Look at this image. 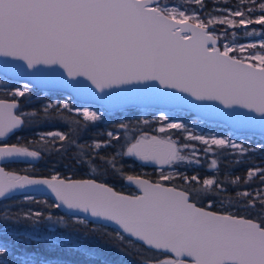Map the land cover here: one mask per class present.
Wrapping results in <instances>:
<instances>
[{
  "label": "snow or ice",
  "instance_id": "snow-or-ice-1",
  "mask_svg": "<svg viewBox=\"0 0 264 264\" xmlns=\"http://www.w3.org/2000/svg\"><path fill=\"white\" fill-rule=\"evenodd\" d=\"M191 2L204 6V0ZM251 2L253 7L248 12L259 9L262 13L255 21L243 11H232L230 16L239 18L238 21L225 16L205 22L195 10L189 13L182 5L170 4L168 0H0V57L12 58L0 62V70L5 75L24 74L37 82L53 77L77 96L91 97L101 105L132 91H151L168 103L179 104L186 98L177 94L184 93L198 102L218 101L230 110L222 111L225 118L250 126L257 122V117L251 115L256 113L264 132V39L247 44L225 42L221 46V35L210 30L217 23L231 27L252 23L264 26V0ZM245 35L260 34L253 30ZM111 89L121 92L108 91ZM14 95L24 96L25 92L16 89ZM17 107L15 100H0V137H7L24 124L13 111ZM52 107L48 105L43 110L45 118ZM55 107L80 113L85 121L100 119L96 111L87 107L72 109L63 102ZM56 117L65 119L59 111ZM159 119L165 121L168 116L161 112ZM127 127L119 125L120 129ZM166 128L185 129V126L168 123L157 131L164 133ZM107 136V141L94 142L90 147L101 149L104 145L112 146L113 139H120L112 132ZM188 136L201 141L206 146L205 153L213 152V146H227L241 153L248 151L228 138H206L190 132ZM48 137L53 145L57 141L76 144L69 133L51 131L40 136L45 150ZM21 139L16 143H0V161L41 156V151L31 150V142L21 143ZM125 139H129L127 131ZM190 147L178 145L170 137L141 133L128 144L126 152L116 155L171 166L190 160L191 157L182 155V150ZM61 150L67 149H57ZM192 154H196L194 148ZM85 155L79 153L81 158ZM114 159L95 154L79 162L88 163L93 171L99 166L96 161L115 170ZM195 162L199 164V158ZM208 167L217 169L218 161L212 159ZM229 172L226 170L223 180L217 176L201 180L198 175L161 173L155 182L140 175H125L139 190L137 195H125L96 180H64L55 175L38 179L0 167V197L18 189L43 191L44 186L55 196L56 208L63 206L112 221L157 253L151 257L142 255L141 264H264V187L235 193L246 198L242 205L245 215L209 210L214 197L224 195L228 186L240 184L242 178H231ZM253 177H258V183L264 186V167L249 169L243 183ZM177 178L183 181L182 185L165 183ZM205 200L207 207L198 206ZM27 215L40 218L43 214ZM47 219L53 217L49 215ZM57 222L62 224L63 218H57ZM7 252L0 245V264H6L3 257Z\"/></svg>",
  "mask_w": 264,
  "mask_h": 264
},
{
  "label": "trees",
  "instance_id": "trees-1",
  "mask_svg": "<svg viewBox=\"0 0 264 264\" xmlns=\"http://www.w3.org/2000/svg\"><path fill=\"white\" fill-rule=\"evenodd\" d=\"M239 1L204 0V6L201 8L193 4L191 0H168L178 6L182 5L186 10H195L204 20L219 13L218 10L212 8L213 5H219L238 7L240 11L245 12L246 17L250 16L255 21V10L249 13L245 9V5ZM215 25L221 31L222 36L227 39H244L247 37L245 32H253V30L264 32V26L255 23L237 27H227L224 24ZM233 33H235L234 37ZM8 85L11 86V84ZM49 95H40L38 91L30 90L25 92L24 96L17 97V109L18 112H22L21 118L24 120V124L11 134L5 143H16L18 138H22L21 143L31 142V150L41 151V156L31 164L5 163L3 167L6 171L29 175H55L63 178L90 177L109 184L116 190L128 193L132 189L124 184L125 175H140L152 181L159 179L161 173L158 172L159 170L151 172L147 166L137 163L133 157L116 155V152H126L128 144L134 142L135 137L141 133L158 136L159 132L152 128L154 122L147 124L139 120L133 122L127 116L118 117L117 112L106 114L94 122L85 121L79 114L65 109L58 110L55 106L48 109V117L45 118L43 110L47 106L45 102L49 99ZM11 98H13L12 95H9L6 90L0 89V99ZM57 111L62 113L65 119L57 118ZM32 113H36V115H32ZM121 124H126L127 129H120L119 125ZM70 129L74 131H70ZM54 130L69 133L76 144L69 145L67 142L57 141L53 145L50 143L51 138L48 137L49 143L45 150L42 148V144L45 142L40 141V136ZM126 131L129 139H125ZM108 132H112L114 137L118 135L120 139H113L112 146L104 145L101 149L90 147L93 141H107L109 139ZM170 135L178 145L188 144L191 146L182 150V155L189 156L191 159L171 165L173 172L188 176L198 175L201 180L212 176L223 180L226 170H230L231 178L236 176L242 178L240 184L238 186L230 185L224 195L214 197V204L209 209L222 213L245 215L246 209L242 205L246 198L237 197L235 193L245 190L252 192L254 189L264 187L258 183V177H253L247 184L243 183L247 171L253 167L257 158L253 156V152H247L243 156L237 157V154L229 152V148L213 146V152L205 153L206 146L200 141L186 138L183 130H174L170 132ZM80 145H86V147L80 148ZM121 145L123 147H120ZM62 147L67 150L58 152L57 149ZM193 148L196 150L194 156ZM81 152L86 154L83 158L79 156ZM95 154L114 157L115 170L96 161L99 166L96 171H93L88 163L79 162L80 159L86 160L88 155ZM197 158L200 160L199 164L195 162ZM212 159L218 161L217 169L208 167ZM105 167L108 168L107 171L103 170ZM167 167L169 166L167 165ZM165 183L182 185L183 181L177 178L175 181ZM25 197H31V199H25ZM54 205L46 196L13 195L0 200V245L8 249L3 257L6 264H29L30 261L37 260L40 264H140L142 255L144 257L157 255L155 251L144 248L114 228L70 216L59 211ZM200 206L207 207V200ZM5 212L7 216H5ZM35 212H41L43 215L40 218L27 215ZM49 215L53 217L52 220L47 219ZM57 218H63V223H58Z\"/></svg>",
  "mask_w": 264,
  "mask_h": 264
},
{
  "label": "water",
  "instance_id": "water-1",
  "mask_svg": "<svg viewBox=\"0 0 264 264\" xmlns=\"http://www.w3.org/2000/svg\"><path fill=\"white\" fill-rule=\"evenodd\" d=\"M5 59H8L10 61L12 60V58H10V57L9 58L0 57V62H2ZM14 63L23 64V61H14ZM0 75L3 76L4 78L10 80V81L22 82V83L29 84L35 90H38V91L60 92V93L67 94L75 102L81 103L83 105L93 104L96 106H100V107L104 108V110L106 112H113V111L122 110L125 108L157 109V110H185V111L190 112V114L193 117L199 118L202 121H205L208 123L222 124L225 126V128L228 131H230L232 133H235V134H255V135H259V136L264 137V132L261 131V124L259 123L258 114L251 113L252 116L257 117V122L254 126H250L246 122H243V121L225 118L222 114V111L228 112L230 110L224 109L223 105L219 104L218 101L198 102V101H194V98H192V97H190L184 93H178L177 94L179 96H183L186 98L183 102H181L179 104L168 103L165 100H163L160 96L152 93L151 91H132V92H126V93H123L119 96H116L110 102H107V103H104L103 105H101L95 99H93L91 97L77 96L76 93H74L71 89L63 87L53 77H50V78L45 79L43 81L37 82V81H34L33 79H31L29 76L24 75V74L9 73V74L5 75V73L2 70H0ZM65 79H67L66 76H65ZM80 79H84V78H80ZM87 83L90 85V82H87ZM123 87L127 88V89H135L137 86H123ZM108 91H112V92H116V93L121 92L120 89H111ZM161 91L174 92L175 90H173V89L163 90L162 89ZM0 100H6V101L11 102L12 100H15V99H0ZM15 101L17 102V105H18V101L17 100H15ZM16 110H17V108L14 109L13 111L16 115H18L16 113ZM240 111L247 112L248 110L241 109ZM20 127L17 129H14L11 133L8 134L7 137H0V143H5V140L11 134H13L17 130H19ZM133 159L137 163L144 165V166H147V167H154V168L161 169V168H164L165 166H167V165L161 166V165L155 164L154 162H151V161H147V162L141 161V160H138L136 157H133ZM37 160H38V158L33 159L30 157L17 158L15 160H4V161H0V167H3V164L8 163V162H22L25 164H31V163H35ZM20 175H29V174H20ZM31 176H33L34 178H38V179H44V178L50 179L52 177V176H42V175H31ZM58 178L64 179V180H69V179H71V180H95V179L90 178V177H84V178L58 177ZM143 178H145V177H143ZM145 179H147V178H145ZM96 181L98 183H104V182H100L98 180H96ZM123 181H124V184L127 187L131 188L133 191H131L129 193L123 192V191H119V190L114 189L109 184L108 185L110 187H112L115 191L121 192L125 195H137V194H139V190L134 185H131L125 178H123ZM41 187L44 188L43 191H34L32 188L18 189L14 193L8 194L7 197H0V200L4 199V198H8V197L13 196V195H31V196H46L54 204L58 203L55 200V196L51 193L50 190H48L44 186H41ZM198 206H200V205H198ZM201 207H203V206H201ZM57 209L63 213L70 215V216H76V217L82 218V219L90 221V222H95V223L103 224V225L109 226L111 228H114L118 232H120L122 235H124L125 237L131 239L132 241H134L136 243L141 244L144 248L149 249L148 246L144 245V243L142 241H138L135 237L130 236L128 233H124L123 230L120 229L119 226L116 225L112 221L104 220V219L98 218V217H92L90 213H84V212H80L78 210H69L63 206H61L60 208H57ZM209 210H211V209H209ZM211 211H213V210H211ZM140 264H141V261H140Z\"/></svg>",
  "mask_w": 264,
  "mask_h": 264
},
{
  "label": "rangeland",
  "instance_id": "rangeland-1",
  "mask_svg": "<svg viewBox=\"0 0 264 264\" xmlns=\"http://www.w3.org/2000/svg\"><path fill=\"white\" fill-rule=\"evenodd\" d=\"M239 2L241 3V0ZM169 3L175 4L176 6H178L176 3H173V2H169ZM242 4L245 5L246 10L252 8L251 7V4H252L251 0H244V3H242ZM212 8L215 10H218L219 13L211 15V16L207 17V19L212 18V17L220 18V17H225V16L232 18V19H236L235 17H231L230 13L232 11H240V8L232 7V6L230 7V6L213 5ZM188 11H189V13H191L193 10L189 9ZM254 12H255L254 13V19H256V17L259 16L260 14H262L259 11V9H255ZM207 19L205 20V22L207 21ZM238 19L239 18H237V21H238ZM217 24H219V23H217ZM224 25H226L227 27H231V26L227 25L226 23ZM210 30L214 31L217 35H221L222 38L219 41L221 46L225 42H229V43L235 42L237 44H247V43H258L260 39H264V32H256L260 35L247 36L244 39L236 40L234 38L227 39L226 37H223L221 31L218 30V27L216 25L210 26ZM247 51H252V50H247ZM8 84H11V86H9ZM25 86H27V87H25ZM0 87H1L0 88L1 90H4V91L6 90L9 95H12L13 98H11V99H15V100H17V97H18L16 95H14L16 89H20L21 91H24V92H29L30 90H35L29 84L22 83V82L10 81L1 75H0ZM36 91H38V90H36ZM38 92L40 95L52 94V95H49V99L45 102V104L47 106L48 105L55 106V105H57L58 102H63V103H68L70 105V108H72V109L87 107L92 111H96L97 114L100 116V118H102L106 114L117 112L118 117H126L127 116L129 118V120H132L133 122L137 121V120H139L140 122H143V121L154 122L152 128L155 129L156 131L158 128H160L162 126H166L168 123H182V124H184L185 129L187 131H185V129H180V130L184 131V136L186 138H189V136H188L189 132L192 135H201V136H204L206 138H210L212 136H215L217 138H228V139L234 141L236 144H242L244 148L248 149L247 152H253V156L257 157L254 161L253 167H255V166L264 167V138H262L263 136H259V135H255V134H235V133L228 131L225 128V126L222 124L208 123V122L202 121L199 118L193 117L190 114V112L185 111V110H157V109L125 108V109L117 110V111H113V112H106L104 110V108H102L100 106H96L93 104L83 105L81 103L75 102L70 98L69 95L64 94V93L44 92V91H38ZM72 112L76 113L75 111H72ZM161 112H163L165 115L168 116L167 120L161 121L159 119ZM16 113L20 116L22 114V112H20V111L18 112V109L16 110ZM77 114H79L82 118H84L82 114H80V113H77ZM174 130H177V129H167L166 128V131L164 133L159 132L158 136H160L162 138L170 137L172 140H174L173 137H171V135H170V132H172ZM54 131H57V130H54ZM94 142H97V141H93V143ZM225 147L230 149L229 152L237 154L238 155L237 157H241L247 153V152L241 153L240 150H238V149L234 150L230 147H227V146H225ZM166 167L167 166H165L164 168H161V169H157L156 171L159 170L158 172H161L165 175H167L169 172H173V168L171 166H169L167 168ZM253 167H251V168H253Z\"/></svg>",
  "mask_w": 264,
  "mask_h": 264
},
{
  "label": "flooded vegetation",
  "instance_id": "flooded-vegetation-1",
  "mask_svg": "<svg viewBox=\"0 0 264 264\" xmlns=\"http://www.w3.org/2000/svg\"><path fill=\"white\" fill-rule=\"evenodd\" d=\"M150 170H151V172H155L158 168H154V167H148ZM148 179V178H147ZM150 180V179H149Z\"/></svg>",
  "mask_w": 264,
  "mask_h": 264
}]
</instances>
